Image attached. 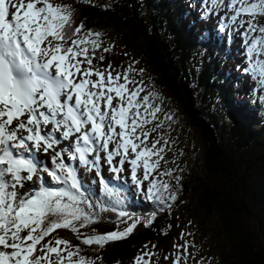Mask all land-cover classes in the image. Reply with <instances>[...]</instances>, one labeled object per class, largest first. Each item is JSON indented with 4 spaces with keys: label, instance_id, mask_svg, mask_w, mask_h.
<instances>
[{
    "label": "snow or ice",
    "instance_id": "1",
    "mask_svg": "<svg viewBox=\"0 0 264 264\" xmlns=\"http://www.w3.org/2000/svg\"><path fill=\"white\" fill-rule=\"evenodd\" d=\"M222 2L210 0L213 5ZM12 8L16 11L12 12ZM228 8L234 13L232 22L241 16L248 17L247 20H240L241 27L247 25L245 44L249 68L246 71L254 76L258 72L259 83L264 85V60L255 59L264 55V25L259 23V18L264 17V0H229ZM206 11L211 9L206 8ZM72 24L73 11L67 6L54 4L53 0H16L15 3L13 0H0V264H64L65 259L67 264H94V261L79 256V249L75 252L69 250L65 258L58 247L51 246V241L41 244L46 236L57 229H69L76 233L78 229L75 222L79 221L80 227L96 222L91 212L81 207L86 204L91 210L93 205L85 195L75 168L67 164L62 151L56 150L61 138L76 137L71 158L78 159L89 169H95L97 176L101 175L99 150L103 149L107 153L106 159L112 165L113 158L121 156L122 149L120 164L122 166L127 158L137 188L142 190L143 181H148L147 199L166 203L157 182L149 180L150 173L159 161L149 162L153 154L151 149L137 151L139 145L129 138L131 133L125 135L128 127L126 113L129 109L122 104H113L111 93L122 98L127 91L126 84L130 82L127 73L113 76L106 71L81 69L80 63L92 65V59L87 56L88 49L80 47L89 41L73 39L83 26L73 29ZM249 31L262 35L252 37L249 44ZM95 36L99 38L100 33H95ZM69 41L71 46H66ZM90 42L93 48L98 47L95 40ZM104 51L109 49L105 48ZM81 56L84 60H78ZM99 59L103 60V56ZM81 72L84 77L96 76L98 79L83 78L74 82L72 77ZM121 79L125 83L117 84ZM136 95L134 91L130 93V106L132 97ZM62 97L66 99L62 100ZM73 99L74 104L70 103ZM142 99L147 101L148 97ZM159 110L155 108L153 116ZM107 119L120 128L118 133H114L112 124L105 123ZM49 125L51 131L45 132ZM87 125H91L90 129ZM136 126L137 121L133 119L132 132H135ZM21 132L27 135H21ZM57 132L61 133V137L55 135ZM113 133L119 139L115 141L116 148L110 149ZM144 135L147 136V133ZM33 149L51 155L54 167L48 170V174L55 182L64 185L62 189L52 190L41 182L38 189L19 191L25 188L27 181L35 182L34 178L39 177L41 170L30 155ZM93 153H96L95 158L89 159ZM141 166L142 180L137 174ZM111 170L119 172L123 168L112 166ZM100 183L105 195L115 206L123 204L119 191L102 178ZM162 187L164 191L169 190L167 183ZM170 198L175 200V194L171 193ZM97 207L101 211H116L118 218L128 217L132 221L123 230L117 227L115 231L97 234L82 241L87 245L95 243L101 248L109 242L126 239L141 223L148 227L155 218V213L139 217L117 210V207ZM121 222L127 223L124 220ZM25 230H28L27 235H22ZM37 230L39 234L33 235ZM37 245L40 247L37 248ZM55 245L71 248L70 242L61 238L55 239ZM37 252H43L44 255H35ZM73 257L78 258L74 260ZM181 261L186 264V258L182 256L177 257L173 264H181ZM135 264L148 262L138 256Z\"/></svg>",
    "mask_w": 264,
    "mask_h": 264
},
{
    "label": "trees",
    "instance_id": "2",
    "mask_svg": "<svg viewBox=\"0 0 264 264\" xmlns=\"http://www.w3.org/2000/svg\"><path fill=\"white\" fill-rule=\"evenodd\" d=\"M53 3H65L73 11V29L83 26L73 39L89 41L80 47L88 49L91 66L108 69L122 63L123 68L128 67L123 63L131 61L129 58L100 45L94 34L117 28L119 41L151 69L154 82L181 103L199 135L202 170L204 177L210 178L207 182L196 174L192 190L196 203L205 212L204 220L212 215L218 217L227 248L221 256L223 262L264 264V144L260 145L257 155L251 154L264 134V125L260 122L262 108L249 107L246 101L249 95L245 88L252 83L251 76L240 73L235 78L217 69V66L228 69L229 64L238 63L234 62L230 49L212 37H205V25L193 22L184 11V0H53ZM259 23L264 25V17L259 18ZM93 40L98 47L93 48L90 42ZM66 46H71V41ZM105 48L109 51H104ZM258 57L264 60V55ZM212 93L217 101H211ZM197 97L201 102L206 99L208 106L212 104L220 109L209 111L202 109V104L194 105ZM255 109L256 114L252 113ZM221 116L227 120V133L220 123ZM240 153L249 156H239ZM215 178L220 182L214 181ZM152 180L166 198L165 204L149 201L146 192L137 194L135 188L129 186L116 189L123 204L115 206L97 180L84 181L83 189L93 208L88 210L86 204L81 207L90 211L96 222L84 227H80L79 221L75 222L76 233L57 229L41 244L51 241V246L58 247L65 258L69 250L79 249V256L94 264H130L142 244L150 242L157 247L170 244L175 225L172 211L180 195L172 189L164 191L158 178ZM171 193L175 194V200L170 198ZM97 205L117 207L139 217L155 213V218L148 227L139 224L126 239L109 242L103 248L95 243L87 245L82 242L84 239L115 231L117 227L123 230L121 228L128 224V217L118 218L116 211H101ZM38 234L39 230L34 233ZM56 238L68 240L71 248L55 245ZM52 257L55 258L54 254Z\"/></svg>",
    "mask_w": 264,
    "mask_h": 264
},
{
    "label": "rangeland",
    "instance_id": "3",
    "mask_svg": "<svg viewBox=\"0 0 264 264\" xmlns=\"http://www.w3.org/2000/svg\"><path fill=\"white\" fill-rule=\"evenodd\" d=\"M15 2L16 0H13V3ZM184 2V11L192 17L191 19L193 22L205 25L204 34L208 35L209 33L218 40V43H220L219 40L221 42H226L228 49H230L233 54V58L238 57L237 62L239 65L237 67L234 68L229 64L228 69H222L220 66H217V69L219 71L224 70V74H231L232 77L235 78L241 75L240 71L245 72L244 75L247 73L251 75V80L253 81L251 84H247L245 88L249 95L246 97V101L249 103V107H256L257 109L262 108V110H260V122L262 121V125H264V85L259 83L258 72L254 76L252 73L246 71V69L249 68V59L246 55L245 44V31L247 25L245 24L244 27H241L240 20H247L248 17L241 16L237 18L236 22H232L231 17L234 13L228 8L229 0H223L222 3L215 5L211 4L210 0H184ZM59 5L66 6L65 3H59ZM206 8H210L211 11H206ZM11 11L15 12L16 9L12 8ZM95 33H100V37L96 40L100 45L112 49L114 53L125 56V58H129L131 61L123 63L128 66L126 68H123L122 63H118L108 69L98 65H85L84 63H80L79 67L81 69L91 68L93 71L110 72L113 76L125 72L127 73L130 82L126 84L127 91L124 92L123 97H117L114 92L111 93V95L116 98L115 103L113 100V104H122L123 107L129 109L127 112L126 123L128 127L126 134L129 136V133H131L129 138H131L135 144L139 145L137 151L145 148L151 149L153 153L151 155L152 162L159 161L158 166L154 170V177H157L162 185L167 183L169 185V190L172 189L180 195L178 203L172 211L175 225L173 226L170 244L157 247L154 243L146 242L139 248L138 253L132 257L130 264H135L138 256L143 257L148 264H173V261L181 256L186 258V264H230L229 262L224 263L221 257L227 248L220 230L218 217L212 215L204 220L205 212L199 207V204H197L195 200V193L192 187L196 184L194 180L196 174H199L207 182L210 178L208 176L205 178L202 170L203 151L199 135L189 122L181 103L165 89H161L154 82L151 69L140 62L138 56L131 50L126 49L122 41H119L116 35L118 34L117 28L100 30ZM254 36H258L257 32H247L249 44L251 38ZM255 59L262 60L258 56L255 57ZM78 60L81 59L78 58ZM253 62H255V60ZM73 63L75 64L77 61H73ZM241 67L243 68L241 69ZM83 78L88 77H84L81 72L74 75L73 80L78 82ZM88 79L97 80L98 78L92 76ZM116 83L122 84L125 83V81L121 79ZM92 91H96V89H92ZM133 91L136 92L137 95L132 97V106H130L129 97L130 93ZM212 96L213 98L211 101H217L214 93H212ZM143 97H148L147 101L142 99ZM97 103L100 104L102 102L98 101ZM195 103L204 105L202 108L204 110L211 111L212 108L215 110L220 109L219 107H213L212 104L208 106L206 99L201 102L200 97L195 98V102L193 100L194 105ZM157 107L160 110L153 116L152 113ZM256 111L255 109L252 113L256 114ZM133 119L137 121L138 125L135 127V132H132ZM105 122L107 124H112L114 133L120 131L119 127L115 128L117 125L113 124L110 119H107ZM220 123L226 128L227 133L229 127L227 125V120L224 119L223 116L220 118ZM49 129H51V125ZM114 133L112 134L113 143L109 145L110 149L116 148L115 141L119 139ZM144 133H147V136H145ZM135 137H139V139H135ZM259 141L260 144L253 149L251 154L257 155L259 153L261 148L260 145L264 144V134ZM64 142L67 143L66 147L60 145V148L58 147L59 150H57L61 151L63 148L64 159L67 164L75 168L80 182L83 180L82 176H88L90 178L99 177L100 179L108 177L115 180L119 177H132L131 165L127 163V158H125V163L122 166L120 164L123 151H121V156H115L112 165H109L106 159L107 153L103 149H100L98 154L99 156L100 153L103 154V160L99 165L101 175L97 176L95 169H89L82 165L78 159L71 158V145L75 140L65 139ZM153 144H155L154 148ZM13 151L15 152L16 150ZM129 153H131V149H129ZM242 154L240 153L239 156ZM247 154L248 153H244L243 156L247 158L249 156ZM30 155L34 160L36 159L35 154L31 153ZM43 156L45 157L44 153ZM95 156L96 153H93L89 159H91V157L95 158ZM37 164L41 170L39 177L34 178L35 182L27 181L25 188L19 189L20 192L38 189L41 182L49 189L59 187V185L63 187V184L55 182L48 174V170L54 167L51 158L46 164H41L38 156ZM112 166L116 168L122 167L123 170L119 172L112 171ZM167 173H170V175ZM137 174L143 179L142 166L137 169ZM214 181L219 183L220 179L215 178ZM131 223L132 221L128 219V224L121 229H124ZM27 231L28 230H25L21 234L27 235ZM28 243H31V241H28ZM145 253H148V255L145 256ZM35 255L42 254L41 252H37ZM165 257H168V259H165ZM52 258L53 260L55 259L54 257ZM181 264H184V261H181Z\"/></svg>",
    "mask_w": 264,
    "mask_h": 264
},
{
    "label": "bare ground",
    "instance_id": "4",
    "mask_svg": "<svg viewBox=\"0 0 264 264\" xmlns=\"http://www.w3.org/2000/svg\"><path fill=\"white\" fill-rule=\"evenodd\" d=\"M62 100H64V99H66V97H62L61 98ZM70 103H72V101L70 102ZM42 111H46V110H44V109H41ZM47 130H49V126L45 129V132L47 131ZM21 135H27V133H23V132H21ZM56 136L59 138V137H61V133L60 132H57L56 133ZM75 136H73L72 138H74ZM72 138H70L69 140H71ZM64 140L65 139H63V138H61L60 140H59V145L57 146V148H56V150L58 149V147L60 148V145H62V147H66V145H67V141L66 142H64ZM33 150H35V149H33ZM59 150V149H58ZM57 150V151H58ZM38 153V152H37ZM38 156H39V161H40V163L41 164H46L47 162H48V160L51 158V155H45V157L43 156V153H38Z\"/></svg>",
    "mask_w": 264,
    "mask_h": 264
}]
</instances>
